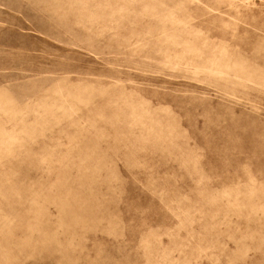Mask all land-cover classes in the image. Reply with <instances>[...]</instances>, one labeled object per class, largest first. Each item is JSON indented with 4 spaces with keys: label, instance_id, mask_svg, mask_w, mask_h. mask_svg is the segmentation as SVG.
Instances as JSON below:
<instances>
[{
    "label": "rangeland",
    "instance_id": "obj_1",
    "mask_svg": "<svg viewBox=\"0 0 264 264\" xmlns=\"http://www.w3.org/2000/svg\"><path fill=\"white\" fill-rule=\"evenodd\" d=\"M0 264H264V0H0Z\"/></svg>",
    "mask_w": 264,
    "mask_h": 264
}]
</instances>
